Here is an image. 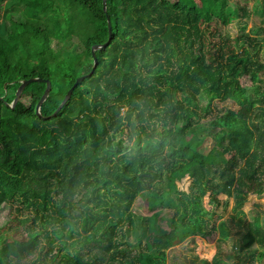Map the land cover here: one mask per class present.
Listing matches in <instances>:
<instances>
[{
	"label": "trees",
	"instance_id": "obj_1",
	"mask_svg": "<svg viewBox=\"0 0 264 264\" xmlns=\"http://www.w3.org/2000/svg\"><path fill=\"white\" fill-rule=\"evenodd\" d=\"M203 2L0 0V208L24 214L0 234V263L167 264L176 242L231 221L241 238L203 263L264 264V228L243 209L264 194V26L248 30L241 5L232 37L223 0ZM108 16L94 72L51 116L93 69ZM73 37L87 59L68 54ZM32 77L44 80L12 107ZM228 100L238 108L218 110ZM143 194L157 199L150 214L136 209ZM221 194L235 200L227 219Z\"/></svg>",
	"mask_w": 264,
	"mask_h": 264
},
{
	"label": "rangeland",
	"instance_id": "obj_2",
	"mask_svg": "<svg viewBox=\"0 0 264 264\" xmlns=\"http://www.w3.org/2000/svg\"><path fill=\"white\" fill-rule=\"evenodd\" d=\"M181 1L185 10L190 12H199L203 7V0H173ZM241 5H245L251 18L248 21V30H251L253 26H264V0H223L222 2V16L220 15V23L224 25L225 30L232 37H236L239 32V8ZM65 48L69 55H80L82 59H87L88 55L84 51L80 41L73 37L66 44ZM264 60V53H263ZM245 81L249 82V79ZM216 107L218 110H224L227 108H238L237 103L234 101H217ZM217 113V112H216ZM212 117V116H210ZM209 117V118H210ZM207 118V119H209ZM206 120V119H204ZM213 145L211 139L207 143V148L210 149ZM232 155H221L211 157L215 161L222 162L224 164H230ZM243 162V160H241ZM190 181L184 183V187L187 189ZM220 199L222 202L229 201V205L224 207L220 204L216 206V210L223 214V219L229 218V215L233 212V206L235 204L234 198L229 199L226 194H221ZM229 199V200H228ZM211 197H206L207 208H212L210 203ZM157 202V199L148 194H143L139 198L136 209L139 213L150 214L149 208ZM19 205V204H16ZM243 209L247 215V222L252 221L256 226L264 228V194L262 196L256 193H250L247 201L245 202ZM24 214L19 213L16 207H10L9 205L0 208V234L6 232L10 226L18 224L17 217H22ZM245 228L239 227L228 222L226 229H217L213 237L205 238L197 236L196 238H190L181 242H176L175 245L168 251L169 259L167 264H205L203 259L207 258L211 260L214 254L221 249L225 252L232 251L233 241L238 242L241 235L244 233ZM50 245L49 240H46ZM2 264V263H0ZM7 264V263H3Z\"/></svg>",
	"mask_w": 264,
	"mask_h": 264
},
{
	"label": "water",
	"instance_id": "obj_3",
	"mask_svg": "<svg viewBox=\"0 0 264 264\" xmlns=\"http://www.w3.org/2000/svg\"><path fill=\"white\" fill-rule=\"evenodd\" d=\"M104 2V10L106 11L107 10V7H106V3H107V0H103ZM108 28H109V40L108 42H106L103 46H98V47H95L93 48L92 52H93V55H94V66H93V69L90 71V73L88 74H85V75H82L80 77L77 78L76 82L74 83V85L68 90V92L66 93L63 101L61 102V104L59 105V107L56 109V111L51 115V116H55L62 108L63 106L68 102V100L70 99V97L72 96V93H73V90L74 88L76 87V85L82 81L83 79H85L86 77H88L89 75H91L96 66H97V63H98V60L96 58V55H95V51L96 49H99V48H103V47H106L108 44H109V41L112 39V35H113V31H112V25H111V21H110V17L108 16ZM44 79L40 78V77H32V78H29V79H26V80H23L20 84V86L18 87L17 91H16V96L11 104V106H15L17 104V102L20 100L21 96H22V93L25 89V87L30 84L31 82L33 81H42ZM46 82H47V87H46V90L44 92V94L42 95L38 105H37V113L41 116V105L43 104V102L47 99V97L49 96L50 94V91H51V88H52V83L49 79H46ZM0 109H1V106H0ZM49 117V116H48ZM48 117H45V118H48Z\"/></svg>",
	"mask_w": 264,
	"mask_h": 264
}]
</instances>
